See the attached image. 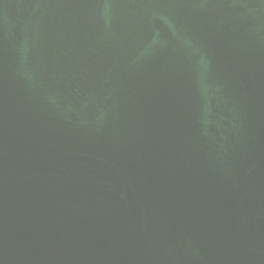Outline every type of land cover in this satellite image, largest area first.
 I'll return each instance as SVG.
<instances>
[{
  "label": "water",
  "instance_id": "1",
  "mask_svg": "<svg viewBox=\"0 0 264 264\" xmlns=\"http://www.w3.org/2000/svg\"><path fill=\"white\" fill-rule=\"evenodd\" d=\"M0 264H264V0H0Z\"/></svg>",
  "mask_w": 264,
  "mask_h": 264
}]
</instances>
